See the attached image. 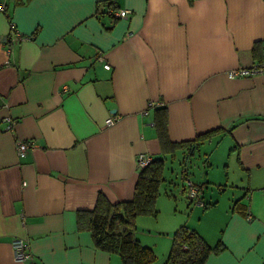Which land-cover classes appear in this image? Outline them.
I'll return each instance as SVG.
<instances>
[{"label": "crops", "instance_id": "crops-1", "mask_svg": "<svg viewBox=\"0 0 264 264\" xmlns=\"http://www.w3.org/2000/svg\"><path fill=\"white\" fill-rule=\"evenodd\" d=\"M0 4V264H28L13 257L16 236L37 264H122L95 245L78 212L99 193L112 203L130 199L141 152L162 155L166 167L179 149L194 156L206 144L212 155L223 142L242 199L207 231L190 215L202 207L207 218L219 200L202 201L197 184L184 221L173 212L153 231L138 215L134 235L153 249L154 264H170L163 261L180 225L223 244L204 264H264V72L225 73L263 57L264 0ZM14 28L25 38L12 40ZM17 139L35 145L19 156Z\"/></svg>", "mask_w": 264, "mask_h": 264}, {"label": "trees", "instance_id": "trees-1", "mask_svg": "<svg viewBox=\"0 0 264 264\" xmlns=\"http://www.w3.org/2000/svg\"><path fill=\"white\" fill-rule=\"evenodd\" d=\"M162 136L161 144L164 151L169 141ZM199 139L200 135L195 138L196 141L180 143V147L192 145ZM164 168L165 159L162 155L152 157L147 165L139 167L130 199L112 203L99 193L92 209L81 210L77 214L79 226L91 231L95 245L109 252L118 253L122 264H154L156 261L153 249L142 245L134 235L135 218L138 215L156 214L155 200L160 192ZM194 185L200 189V185ZM222 248L220 240L211 245L197 230L180 225L173 233L170 248L163 262L204 264L210 253Z\"/></svg>", "mask_w": 264, "mask_h": 264}, {"label": "rangeland", "instance_id": "rangeland-1", "mask_svg": "<svg viewBox=\"0 0 264 264\" xmlns=\"http://www.w3.org/2000/svg\"><path fill=\"white\" fill-rule=\"evenodd\" d=\"M226 149L223 142L219 152L210 155L209 148L204 144L199 152L194 153V156L189 154L188 149L182 148L176 152L174 158H169L163 173L164 181L155 200L157 212L155 215H143L144 223L149 224L147 223L149 221L153 231L161 229L162 226L169 224V218L173 212L176 214L175 219L184 221L195 207L194 200L191 201L185 193L187 179H189L193 185L204 184L203 196L200 198L202 201L219 200L217 209L208 213L207 218L206 215L202 216V207L194 208L195 211L190 215L191 223L200 222L201 226L206 225L207 231L212 230L213 226L209 227V225L214 222V219L222 215L228 205L232 206L241 200L243 194L240 189L231 186V180L237 169L233 159H227L228 150ZM218 183L223 184L221 188L226 189L220 190ZM183 186L186 188L185 192L182 191ZM210 214H213V217Z\"/></svg>", "mask_w": 264, "mask_h": 264}, {"label": "built area", "instance_id": "built-area-1", "mask_svg": "<svg viewBox=\"0 0 264 264\" xmlns=\"http://www.w3.org/2000/svg\"><path fill=\"white\" fill-rule=\"evenodd\" d=\"M0 11H5V6L3 4H0ZM128 11L124 9L118 10L116 13L117 15L121 17H126ZM11 38L12 40H21L25 38V36L21 35L15 28L11 30ZM99 59H102L101 56L98 57ZM104 68H109L108 63H103ZM264 72V55L263 57L257 61L254 62L248 66L244 65H238L236 67H232L226 70V75L229 78H235L239 76H247V75H253L257 73H262ZM7 122V129H12L14 120L11 119L10 117H5L3 118ZM113 123V118L108 117L105 120L106 125H110ZM35 144L30 141V140H22V139H17L16 140V151L19 156H23L27 149L31 148ZM152 159V156L148 153L141 152L137 156V165L138 167H143L147 165ZM198 188L193 185L190 181H188V188H187V195L190 198H193L194 196L197 195ZM11 247H12V252H13V257L16 260H25L28 262V264H37L35 261L33 255L26 249V242L24 238L16 236L11 239Z\"/></svg>", "mask_w": 264, "mask_h": 264}]
</instances>
